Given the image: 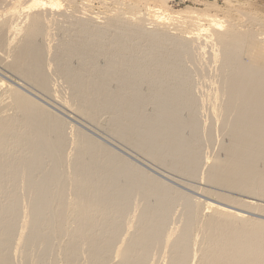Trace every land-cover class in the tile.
<instances>
[{
    "label": "bare ground",
    "instance_id": "bare-ground-1",
    "mask_svg": "<svg viewBox=\"0 0 264 264\" xmlns=\"http://www.w3.org/2000/svg\"><path fill=\"white\" fill-rule=\"evenodd\" d=\"M169 1L0 0V264H264V16Z\"/></svg>",
    "mask_w": 264,
    "mask_h": 264
},
{
    "label": "rangeland",
    "instance_id": "rangeland-1",
    "mask_svg": "<svg viewBox=\"0 0 264 264\" xmlns=\"http://www.w3.org/2000/svg\"><path fill=\"white\" fill-rule=\"evenodd\" d=\"M203 1H205V2H203ZM223 1L224 0H218V1L217 0H171V1H169V4L170 5H173L172 7L175 10H188V9H191V8H193V9H199V8L200 9H203V8H205L206 3H215L218 6H220V8H223L224 5H225V4H223L224 3ZM231 2H234L236 4L238 2V5L241 4V6L244 7V8H246L247 10H251L252 12H255L256 14H260L261 16H264V0H231ZM201 3H203V4H201ZM97 4L99 5V3H96L94 5L95 6V9H97V7H98ZM219 13H222V10H219ZM88 131L91 132L94 136L99 137V135H97L96 133H94V132H92L90 130H88ZM107 143L109 144L110 142H107ZM109 145L113 149H115L117 151H123V150H120L118 147L114 146L111 143ZM123 154H125L126 156H129L125 152H123ZM129 157H131V156H129ZM134 161L137 162L138 164H141L142 166H144V164H142L141 162H139L137 160H134ZM155 174H157V173L155 172ZM159 176H161V175H159Z\"/></svg>",
    "mask_w": 264,
    "mask_h": 264
}]
</instances>
